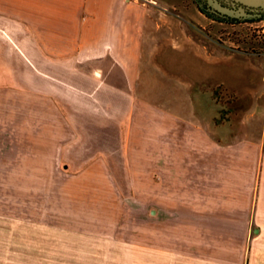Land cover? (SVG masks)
<instances>
[{
    "label": "crops",
    "instance_id": "crops-1",
    "mask_svg": "<svg viewBox=\"0 0 264 264\" xmlns=\"http://www.w3.org/2000/svg\"><path fill=\"white\" fill-rule=\"evenodd\" d=\"M150 18L138 0H0L23 58L63 85L23 134L42 147L30 156L56 167L14 175L62 182L41 197L17 187L29 197L0 213V264H264V104L227 122L222 110L144 98L149 67L168 74ZM189 81L188 97L210 90Z\"/></svg>",
    "mask_w": 264,
    "mask_h": 264
},
{
    "label": "rangeland",
    "instance_id": "rangeland-1",
    "mask_svg": "<svg viewBox=\"0 0 264 264\" xmlns=\"http://www.w3.org/2000/svg\"><path fill=\"white\" fill-rule=\"evenodd\" d=\"M138 1L145 4L151 15L149 43L156 46L153 60L168 73L161 76L156 66L149 67L151 75L152 69L155 74L148 83L144 98L158 105L161 93L165 95L162 100L171 105L182 102L214 112L222 110L217 117L227 122L231 120L234 108L247 111V118L249 111L259 112L264 104V18L219 20L203 13L196 0ZM14 31L12 25L0 20V213L10 217L16 211V200L19 202L21 196L23 202L29 197L28 193H19L17 187L33 186L42 191L37 195L41 197L44 190L39 186L50 184L56 190V185L62 182L60 177L31 179L14 176L16 171L56 167L54 162L37 161V155L32 158L31 150L38 153L42 147L30 146L23 134H28L32 122L46 121L44 109H39L38 113L33 108H46L50 104L46 98L47 89L63 87L62 83L48 82L45 76L36 74L16 48L14 38H19V34ZM175 42H195L201 49L197 54L189 46L173 50L171 45ZM206 51L207 58L202 55ZM165 64L173 65V72ZM172 73L183 77L184 81H174L170 78ZM195 76L206 86L208 84L206 88L210 90L198 94L197 98L188 97L186 94L191 96V91L187 92V85ZM208 93L214 102L207 98ZM51 116L54 121H62L61 114ZM16 128H21V132ZM20 133L26 140H16L15 143ZM49 194L51 198L55 195Z\"/></svg>",
    "mask_w": 264,
    "mask_h": 264
},
{
    "label": "water",
    "instance_id": "water-1",
    "mask_svg": "<svg viewBox=\"0 0 264 264\" xmlns=\"http://www.w3.org/2000/svg\"><path fill=\"white\" fill-rule=\"evenodd\" d=\"M208 11L222 18L240 20L257 18L264 12V0H199Z\"/></svg>",
    "mask_w": 264,
    "mask_h": 264
},
{
    "label": "flooded vegetation",
    "instance_id": "flooded-vegetation-1",
    "mask_svg": "<svg viewBox=\"0 0 264 264\" xmlns=\"http://www.w3.org/2000/svg\"><path fill=\"white\" fill-rule=\"evenodd\" d=\"M196 2L199 5V0H196ZM199 7L201 8V11L203 13H205L207 15H211V16L215 17L216 19H219V20H227V21H230V20H232V21L240 20V19H236V18H222V17L216 16L212 12L208 11V7L205 4L199 5ZM259 17L260 18H264V12L261 13V15ZM259 17H257V18H259Z\"/></svg>",
    "mask_w": 264,
    "mask_h": 264
}]
</instances>
